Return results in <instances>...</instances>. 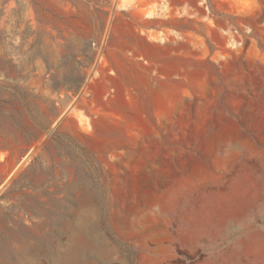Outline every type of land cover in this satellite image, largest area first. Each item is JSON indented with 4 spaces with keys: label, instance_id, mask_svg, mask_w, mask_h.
<instances>
[{
    "label": "rangeland",
    "instance_id": "rangeland-1",
    "mask_svg": "<svg viewBox=\"0 0 264 264\" xmlns=\"http://www.w3.org/2000/svg\"><path fill=\"white\" fill-rule=\"evenodd\" d=\"M0 264H264V0H0Z\"/></svg>",
    "mask_w": 264,
    "mask_h": 264
}]
</instances>
